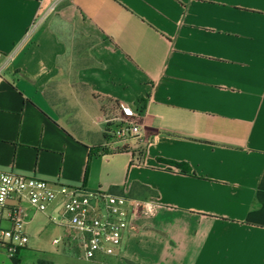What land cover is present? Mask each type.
Masks as SVG:
<instances>
[{
  "label": "crops",
  "instance_id": "1",
  "mask_svg": "<svg viewBox=\"0 0 264 264\" xmlns=\"http://www.w3.org/2000/svg\"><path fill=\"white\" fill-rule=\"evenodd\" d=\"M0 51V170L152 207L104 264H264V0H0ZM119 99L140 137L108 136ZM25 207L0 264L66 251Z\"/></svg>",
  "mask_w": 264,
  "mask_h": 264
},
{
  "label": "built area",
  "instance_id": "2",
  "mask_svg": "<svg viewBox=\"0 0 264 264\" xmlns=\"http://www.w3.org/2000/svg\"><path fill=\"white\" fill-rule=\"evenodd\" d=\"M7 55L0 51V77L6 68ZM114 115L104 114L111 124L108 136L121 142L142 135L140 112L126 100L117 101ZM140 161L137 157L135 162ZM29 205L44 214L63 230L54 244L75 245L85 261H110L121 253L126 233L135 219L152 207L140 199L109 190H88L0 170V249L12 258L30 242L27 231Z\"/></svg>",
  "mask_w": 264,
  "mask_h": 264
},
{
  "label": "rangeland",
  "instance_id": "3",
  "mask_svg": "<svg viewBox=\"0 0 264 264\" xmlns=\"http://www.w3.org/2000/svg\"><path fill=\"white\" fill-rule=\"evenodd\" d=\"M51 113H54L55 117H59L57 112H54L49 108ZM41 214V213H40ZM34 233L35 236L32 240H36V243L44 244L46 247L52 249L53 239L62 234L63 230L52 223L45 215L41 214L34 220ZM31 240V238H30ZM109 260L114 262L115 257H109ZM31 264H104L102 260L85 261L80 257L79 250L75 245H67L66 251L61 255H44L36 254L31 258Z\"/></svg>",
  "mask_w": 264,
  "mask_h": 264
}]
</instances>
